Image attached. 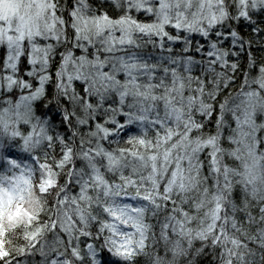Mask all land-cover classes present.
I'll return each instance as SVG.
<instances>
[{
    "label": "snow or ice",
    "instance_id": "obj_1",
    "mask_svg": "<svg viewBox=\"0 0 264 264\" xmlns=\"http://www.w3.org/2000/svg\"><path fill=\"white\" fill-rule=\"evenodd\" d=\"M0 264H264V0H0Z\"/></svg>",
    "mask_w": 264,
    "mask_h": 264
},
{
    "label": "trees",
    "instance_id": "obj_2",
    "mask_svg": "<svg viewBox=\"0 0 264 264\" xmlns=\"http://www.w3.org/2000/svg\"><path fill=\"white\" fill-rule=\"evenodd\" d=\"M245 31H246V29H245Z\"/></svg>",
    "mask_w": 264,
    "mask_h": 264
}]
</instances>
